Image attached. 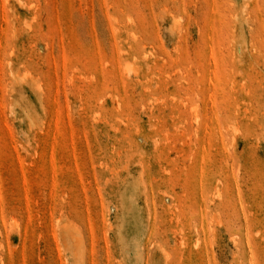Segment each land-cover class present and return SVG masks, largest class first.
I'll return each mask as SVG.
<instances>
[{"label":"rangeland","instance_id":"obj_1","mask_svg":"<svg viewBox=\"0 0 264 264\" xmlns=\"http://www.w3.org/2000/svg\"><path fill=\"white\" fill-rule=\"evenodd\" d=\"M0 264H264V0H0Z\"/></svg>","mask_w":264,"mask_h":264},{"label":"bare ground","instance_id":"obj_2","mask_svg":"<svg viewBox=\"0 0 264 264\" xmlns=\"http://www.w3.org/2000/svg\"><path fill=\"white\" fill-rule=\"evenodd\" d=\"M69 232H71V231H69ZM68 234H71V233H68ZM69 238H70V236H69ZM78 238H79V237H77V238H73V237H72V238H70V239H71V240L74 239L75 241H77V240L79 241L80 238H79V239H78ZM65 242H66V241H65ZM75 247H76V246H75ZM74 250H75V249H74ZM74 252H75V251H74Z\"/></svg>","mask_w":264,"mask_h":264}]
</instances>
